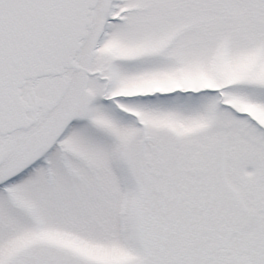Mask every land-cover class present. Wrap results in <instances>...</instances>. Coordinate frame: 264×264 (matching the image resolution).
I'll list each match as a JSON object with an SVG mask.
<instances>
[{
    "label": "snow or ice",
    "instance_id": "1",
    "mask_svg": "<svg viewBox=\"0 0 264 264\" xmlns=\"http://www.w3.org/2000/svg\"><path fill=\"white\" fill-rule=\"evenodd\" d=\"M0 264H264V0H0Z\"/></svg>",
    "mask_w": 264,
    "mask_h": 264
}]
</instances>
